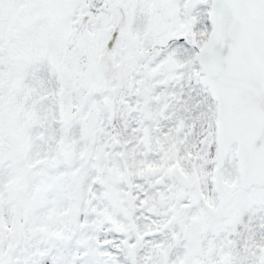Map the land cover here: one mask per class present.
Masks as SVG:
<instances>
[{
  "label": "snow or ice",
  "instance_id": "obj_1",
  "mask_svg": "<svg viewBox=\"0 0 264 264\" xmlns=\"http://www.w3.org/2000/svg\"><path fill=\"white\" fill-rule=\"evenodd\" d=\"M0 264H264V0H0Z\"/></svg>",
  "mask_w": 264,
  "mask_h": 264
}]
</instances>
